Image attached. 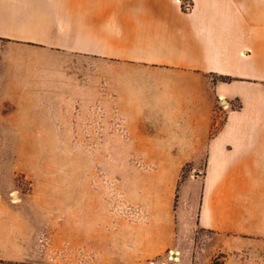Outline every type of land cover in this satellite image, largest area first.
<instances>
[{
  "label": "crops",
  "instance_id": "0c3cea01",
  "mask_svg": "<svg viewBox=\"0 0 264 264\" xmlns=\"http://www.w3.org/2000/svg\"><path fill=\"white\" fill-rule=\"evenodd\" d=\"M190 1L0 0V264L36 262L34 226L5 194V139L13 153L20 138L112 132L125 149L111 152L204 155V173L181 188L166 240L99 249L88 237L61 264L168 250L195 264L183 242L198 236L215 240L201 264H264V0Z\"/></svg>",
  "mask_w": 264,
  "mask_h": 264
},
{
  "label": "rangeland",
  "instance_id": "374dc122",
  "mask_svg": "<svg viewBox=\"0 0 264 264\" xmlns=\"http://www.w3.org/2000/svg\"><path fill=\"white\" fill-rule=\"evenodd\" d=\"M105 134L20 138L13 153L5 139L4 190L17 204V216L34 226L35 264H61L67 247L75 260L77 243L88 237L99 249L108 243L122 249L146 246L151 234L164 240L173 234L181 188L201 178L205 156L111 152L125 148L116 132ZM194 242L183 244L192 246L195 264H201L215 240L198 236ZM169 255L144 264H179Z\"/></svg>",
  "mask_w": 264,
  "mask_h": 264
},
{
  "label": "built area",
  "instance_id": "2783aa9c",
  "mask_svg": "<svg viewBox=\"0 0 264 264\" xmlns=\"http://www.w3.org/2000/svg\"><path fill=\"white\" fill-rule=\"evenodd\" d=\"M180 7L181 11H185V12H188L192 9V4H191V1L190 0H174ZM220 108H226V103L224 102H219V105H218ZM175 254L173 253H170L169 255V259H172L174 258L175 259Z\"/></svg>",
  "mask_w": 264,
  "mask_h": 264
},
{
  "label": "trees",
  "instance_id": "16d2710c",
  "mask_svg": "<svg viewBox=\"0 0 264 264\" xmlns=\"http://www.w3.org/2000/svg\"><path fill=\"white\" fill-rule=\"evenodd\" d=\"M219 262L220 264H223V255L221 254L216 255L209 264H219Z\"/></svg>",
  "mask_w": 264,
  "mask_h": 264
},
{
  "label": "bare ground",
  "instance_id": "6f19581e",
  "mask_svg": "<svg viewBox=\"0 0 264 264\" xmlns=\"http://www.w3.org/2000/svg\"><path fill=\"white\" fill-rule=\"evenodd\" d=\"M151 264H153V263H151Z\"/></svg>",
  "mask_w": 264,
  "mask_h": 264
}]
</instances>
